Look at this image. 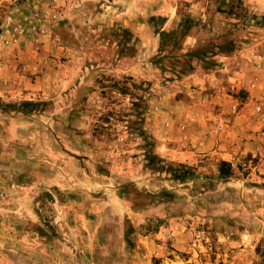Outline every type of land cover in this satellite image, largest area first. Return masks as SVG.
I'll return each instance as SVG.
<instances>
[{
	"label": "rangeland",
	"instance_id": "obj_1",
	"mask_svg": "<svg viewBox=\"0 0 264 264\" xmlns=\"http://www.w3.org/2000/svg\"><path fill=\"white\" fill-rule=\"evenodd\" d=\"M0 264H264V0H0Z\"/></svg>",
	"mask_w": 264,
	"mask_h": 264
},
{
	"label": "trees",
	"instance_id": "obj_2",
	"mask_svg": "<svg viewBox=\"0 0 264 264\" xmlns=\"http://www.w3.org/2000/svg\"><path fill=\"white\" fill-rule=\"evenodd\" d=\"M234 3V2H233ZM196 21L190 17L183 18L180 20L177 28L172 32L162 31L159 33L160 36V45H161V51L165 50V47L168 46V42L171 37H177L178 34H180L181 37L185 36V34L190 31L193 27H195ZM177 45V40L174 41V46ZM219 50L221 52H226L230 50L229 48L219 47ZM207 55V52L205 50H197L193 53H187L184 55L185 58H205ZM211 55H214L213 52H211ZM167 56H160L155 60V64L162 66ZM177 61V60H176ZM171 65V72L175 77H181L189 73L193 70V62L191 60H185V62L181 63V66H177L173 64L172 61L168 62ZM179 63V62H176ZM133 88L136 90L138 89L136 85H133ZM131 94V93H130ZM132 111L133 114L131 117H135L136 121H128L129 129L131 126H135L137 136L143 138L144 141L148 142V136L145 133V130L143 128L144 125V113H145V105L143 102L142 97H138L135 93H132ZM24 105H30V104H24ZM134 128V127H133ZM131 128V130L133 129ZM146 160L149 164V166H153V169H155L159 173H165L171 177V180L174 182H178L179 184H187L188 181L196 179L197 175L192 170V168L188 167L184 164H174V163H166L164 160L159 158L156 154H154L152 151H147L145 153ZM156 162V163H155ZM233 169L232 166L229 163L221 162L219 167V174L217 176V179L220 181H228L233 177ZM207 180H210L211 177H206ZM211 183L205 185L210 186ZM122 192H120L121 194Z\"/></svg>",
	"mask_w": 264,
	"mask_h": 264
},
{
	"label": "built area",
	"instance_id": "obj_3",
	"mask_svg": "<svg viewBox=\"0 0 264 264\" xmlns=\"http://www.w3.org/2000/svg\"><path fill=\"white\" fill-rule=\"evenodd\" d=\"M6 44H8V43H6Z\"/></svg>",
	"mask_w": 264,
	"mask_h": 264
}]
</instances>
